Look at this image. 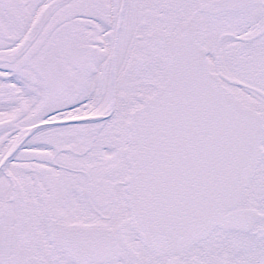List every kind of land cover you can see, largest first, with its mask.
Wrapping results in <instances>:
<instances>
[{
	"label": "snow or ice",
	"instance_id": "1",
	"mask_svg": "<svg viewBox=\"0 0 264 264\" xmlns=\"http://www.w3.org/2000/svg\"><path fill=\"white\" fill-rule=\"evenodd\" d=\"M0 264H264V0H0Z\"/></svg>",
	"mask_w": 264,
	"mask_h": 264
}]
</instances>
